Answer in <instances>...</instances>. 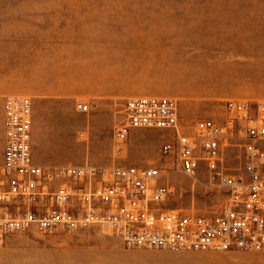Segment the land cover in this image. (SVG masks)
<instances>
[{
    "label": "rangeland",
    "instance_id": "rangeland-1",
    "mask_svg": "<svg viewBox=\"0 0 264 264\" xmlns=\"http://www.w3.org/2000/svg\"><path fill=\"white\" fill-rule=\"evenodd\" d=\"M5 84H16L5 96L32 99L36 159L159 166L174 190L164 207L218 211L224 189L209 185L206 164L188 175L162 154L174 130L137 128L121 140L115 128L134 96L178 100L189 134L200 116L226 125L227 99H264V0H0ZM242 141L225 148L234 172ZM0 264H264V250L127 247L99 225L32 226L0 242Z\"/></svg>",
    "mask_w": 264,
    "mask_h": 264
},
{
    "label": "built area",
    "instance_id": "built-area-1",
    "mask_svg": "<svg viewBox=\"0 0 264 264\" xmlns=\"http://www.w3.org/2000/svg\"><path fill=\"white\" fill-rule=\"evenodd\" d=\"M81 110L88 104L79 102ZM233 115L222 125L208 116L196 120L194 134L180 131L178 100L148 95L127 98L115 136L131 130H174L161 146L174 155L176 170L194 175L206 164L210 186L224 189L218 211L190 213L164 207L173 193L162 183L163 168L145 165L40 164L34 159L33 102L9 95L3 117L0 164V242L36 226L51 230L99 225L113 230L127 247L169 250H264V99H227ZM227 126V127H226ZM242 138L239 172L225 148ZM228 140L230 144L223 145Z\"/></svg>",
    "mask_w": 264,
    "mask_h": 264
},
{
    "label": "crops",
    "instance_id": "crops-1",
    "mask_svg": "<svg viewBox=\"0 0 264 264\" xmlns=\"http://www.w3.org/2000/svg\"><path fill=\"white\" fill-rule=\"evenodd\" d=\"M9 91L16 92V84L13 85L9 84V86H6L5 84L0 86V159H1L0 164L3 162V146H4L3 117H4V109H5V100L6 97L9 96V95L5 96V93ZM134 130L136 129L131 130V132H134ZM66 139L67 138L63 137L62 141L59 142L58 144L60 145L66 144L69 141ZM68 146L71 147L70 145ZM34 159L36 162L40 164H48L43 160L36 159L35 156ZM60 164H72V163H60ZM78 165H83V164H78Z\"/></svg>",
    "mask_w": 264,
    "mask_h": 264
},
{
    "label": "bare ground",
    "instance_id": "bare-ground-1",
    "mask_svg": "<svg viewBox=\"0 0 264 264\" xmlns=\"http://www.w3.org/2000/svg\"><path fill=\"white\" fill-rule=\"evenodd\" d=\"M219 71H220V70H219ZM190 75H191V76H194V74H193V73H191ZM191 89H192V88H191V87H189V91H192Z\"/></svg>",
    "mask_w": 264,
    "mask_h": 264
}]
</instances>
